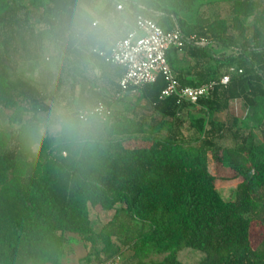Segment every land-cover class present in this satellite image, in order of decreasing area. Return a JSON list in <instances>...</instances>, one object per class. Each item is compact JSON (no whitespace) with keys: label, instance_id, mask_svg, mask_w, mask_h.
I'll return each instance as SVG.
<instances>
[{"label":"trees","instance_id":"trees-1","mask_svg":"<svg viewBox=\"0 0 264 264\" xmlns=\"http://www.w3.org/2000/svg\"><path fill=\"white\" fill-rule=\"evenodd\" d=\"M97 1L0 0V264H53L65 231L95 243L88 206L112 208L116 203L145 227L123 240V246L112 244L104 232L109 250L84 256L82 264L117 251L118 264H264V0H228L225 15L211 8L185 27L178 10L192 0H119L133 24L135 12H141L164 27L174 22L184 34L204 37L202 44L183 45L204 65L205 74L187 83L216 82L206 95L189 102L174 93L160 97L165 81L158 73L147 92L157 118L134 109L126 113L104 100L110 107L105 118L82 120L76 115L79 95L68 98L61 85L81 78L90 57L110 62L78 41L91 22L84 6ZM115 3L107 0L104 6L115 8ZM20 8L26 24L3 35L6 26L20 19ZM247 16L252 18L249 33L243 21ZM30 19L39 26L28 24ZM44 39L51 42L54 66L37 77L18 71L17 59L33 56ZM210 42L230 51L215 55ZM173 52L166 50L171 67ZM227 66L233 69L222 83ZM233 97L243 100L244 115L218 118ZM184 102L195 114L189 119L195 136L182 135L175 126L162 130L167 119L179 123L177 111ZM58 103L61 110L55 112ZM44 111L51 112L48 124H56L54 130L40 128ZM261 125L256 139L253 127ZM209 160L239 178L233 198L220 196ZM252 226L261 228L253 242ZM125 246L131 251L127 256ZM183 246L202 251L201 257L194 262L173 254L144 258L150 250Z\"/></svg>","mask_w":264,"mask_h":264},{"label":"rangeland","instance_id":"rangeland-1","mask_svg":"<svg viewBox=\"0 0 264 264\" xmlns=\"http://www.w3.org/2000/svg\"><path fill=\"white\" fill-rule=\"evenodd\" d=\"M21 1L25 2L26 0ZM227 2L228 0H192L187 8L178 10V15L183 19L182 25L185 27L186 25H192L199 18L206 16L211 8H214L222 15H225L227 11ZM23 14H25L24 10L20 8V10L17 12V16L20 19L16 21L17 23L14 26H6L2 30L3 35L12 33L13 29H11V27L20 29L23 24H26V22L23 21L24 19L21 18L23 17ZM251 20L252 18L250 16H247L243 19L247 26L248 33ZM27 23L34 26L35 28L39 26V23L32 19H30ZM193 28V31L197 30L195 26ZM210 48L215 54L229 52L230 49L229 47L220 46L214 42L210 43ZM52 50L51 42L48 39H44L41 42V47L39 50L37 49L34 51L33 56L29 58L22 57L17 59V70L25 73L28 76L37 77L45 68H52L54 66L53 57H51ZM67 88L68 83L66 81L62 82V92L67 93ZM136 95L137 94H135V97ZM46 101L49 102L48 99H46ZM239 102L240 100H232L228 110L219 112L216 114V116L221 119L231 115H236V117L241 116L244 108L238 105ZM59 104L60 103L54 107L55 112H59L61 110ZM133 107L135 108V111L141 108L147 109L142 98L136 97L133 99V97L130 96L129 99H125L122 109L125 110L126 113L130 114L132 113ZM145 113L148 114V112ZM50 117V111H44L39 114V125L41 129L54 130V128H56V124H48V119H50ZM182 129L187 134L192 133L190 132V128L186 125H184ZM261 129L262 125L260 127H253L256 139L260 137ZM208 168L214 174V186L219 192L220 196L224 199L233 198L235 185L239 178L237 176L227 175V169L217 165V163H215L213 160H209ZM88 214L93 230L96 233L95 243L86 244L83 242L78 233L65 231L63 233L64 242L60 251L54 258L53 264H82L84 256L88 254H98L101 256L109 250L107 242L102 239V234L104 232L107 234L108 239L112 242V244L115 246H123L127 244V242H123V240H127L129 236L132 235L136 230L145 227V224L128 214L122 203H116L112 208H101L97 204L89 205ZM260 234L261 228L258 226H252L250 232L252 242L259 238ZM123 251L124 256H127L131 252L128 246H125ZM168 254H173L181 261L194 262L201 257L202 251L193 247L183 246L176 249L175 251L150 250L144 256V258L160 259Z\"/></svg>","mask_w":264,"mask_h":264},{"label":"crops","instance_id":"crops-1","mask_svg":"<svg viewBox=\"0 0 264 264\" xmlns=\"http://www.w3.org/2000/svg\"><path fill=\"white\" fill-rule=\"evenodd\" d=\"M106 1L107 0H98L92 6H84V11L86 14L90 15L91 22L90 24H86L84 26V29L78 36V41L81 43V46H85L87 48L88 46L94 45L100 49L108 50L114 38L126 35L134 30L135 26L133 24L132 16L129 15V11L125 8L115 7V9L113 6H104ZM117 1L118 0H110L111 3ZM155 13L157 14L159 12L155 11ZM170 19L172 22L173 16H171ZM167 49L168 53L172 54L170 52H173V50L170 47ZM224 53L227 52H223L221 54ZM173 57L174 61L172 68L177 79L181 82H186L184 84H189L187 81L201 79L202 76L205 75L203 71L204 65L202 63L199 64V60H196L195 57L191 56L189 53H186V48H175ZM84 64L85 65L82 69V77L75 78L73 85L71 83L72 79L67 82L68 98H73V100H76L79 95V103H81L80 106L92 104L98 100L104 102L105 100L110 107L122 109L125 99H129L130 96H132L133 99L138 97L142 98L143 102L145 103V107L147 108L145 109L140 107L142 110H136L141 116L148 119L157 118L159 116V114L152 109L151 103L149 102V97H147V92L149 91V82L137 88L129 87L124 91H120L117 85V79L122 72V67L119 64L114 62H106L99 57H90L85 61ZM91 89H95L98 91V93L94 94ZM135 94H137L136 97ZM97 96L98 98H96ZM64 98L65 97H63V99ZM232 100H240L238 105L242 106L244 109L242 115L239 117H236V115H231L223 118L227 119V121H230L231 117L233 116L236 118L242 117L246 111L243 100L240 97L229 98L226 101V108L223 111L228 110ZM132 109L135 110L134 107ZM145 112H148V114ZM194 115L195 114L193 112H190L186 109V104L184 102L180 105V108L177 111V118L180 120L179 123H177V119H167L162 130H166L171 126H175L178 133L186 136H195L197 135V131L194 130L193 126L189 123V119ZM184 125L190 128V132H192L191 134H187L182 129Z\"/></svg>","mask_w":264,"mask_h":264},{"label":"built area","instance_id":"built-area-1","mask_svg":"<svg viewBox=\"0 0 264 264\" xmlns=\"http://www.w3.org/2000/svg\"><path fill=\"white\" fill-rule=\"evenodd\" d=\"M115 7H122L119 0L115 3ZM134 26L132 32L114 38L108 50L97 46L89 47L102 55L105 60L122 67V72L117 79L120 91L151 82L160 73L165 81L159 91L160 97L174 93L179 100L195 102L200 96L208 93L216 82L214 79L196 85L181 84L166 59L167 48L180 49L185 42L202 44L205 42L204 37L196 38L194 33L184 34L174 22L170 27H164L157 23L154 17L141 12H135ZM232 69V66H227L219 81L225 83L228 72ZM109 110L110 107L105 102L98 100L76 109V115L82 120L89 116L105 118ZM120 259L121 254L117 251L93 264H118Z\"/></svg>","mask_w":264,"mask_h":264}]
</instances>
